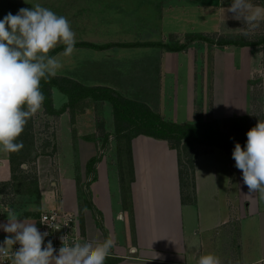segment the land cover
<instances>
[{
  "label": "crops",
  "instance_id": "crops-1",
  "mask_svg": "<svg viewBox=\"0 0 264 264\" xmlns=\"http://www.w3.org/2000/svg\"><path fill=\"white\" fill-rule=\"evenodd\" d=\"M32 1L27 0L26 3L23 0L25 6ZM7 2L11 0H0V3ZM79 2H82L83 9L86 8L85 11L89 14L103 12V19H107V24H103V27L112 33H119L120 41H108L103 44L158 42L170 36L184 38L187 35L216 34L230 26L233 27L237 22L232 18V13L226 12L228 0H79ZM1 7L3 5L0 4V9ZM124 17L134 20L138 27L137 24H122L120 20L125 19ZM154 35L157 37L149 38ZM149 48L151 47H113L103 51L108 53V56L103 58V64L106 65L107 61L120 62L127 53L145 51L147 54L152 53L153 60L156 59L154 63L164 68L163 74L177 79V83L180 84L178 70L185 62L187 75L182 84L188 95L185 99L186 119L183 123L208 122L248 115L252 107L250 82L245 85L241 104H233L232 101V113H228L224 109L225 94H221L220 98V94L217 93L219 86L213 87L214 98L212 92L210 95L205 93V87L200 84L202 81L199 82L197 75H194L198 66L197 60L190 62L188 58L185 61L180 58L171 59L172 54L169 51H165L166 54L160 50L150 52ZM110 76L115 78L114 74L110 73ZM261 80L264 94V75ZM103 86L114 89L127 99L145 103L152 111L156 109L164 119L178 123L172 110L170 115H165L164 110L167 109L165 102V106L155 108L151 101L153 97L149 98L148 95L145 97L146 94L140 96L127 94L120 83L111 79L104 80ZM167 98L173 96L167 95ZM229 98L231 99V95L228 94L227 99ZM169 106L173 108V105ZM176 106L175 109L178 107ZM77 111L75 107L71 111L72 114L69 113L70 116ZM82 125L92 127L88 121ZM113 129L106 131L112 133ZM89 131L87 130L86 134L83 132L79 134L82 138L79 139L80 147L94 146L97 148L96 156H100V147L104 141L92 137ZM105 145L111 146L109 143ZM57 146H60L59 142ZM216 150L217 148L199 147L194 157L193 201L183 204L176 150L170 148L164 140L144 135L137 136L131 141L134 181L128 184L127 195L122 194L117 157L113 160L102 152L101 159L90 166V170L89 163L92 159L84 161L86 175L79 186L87 199V204L81 209L76 196L78 183L74 177L63 178V173L59 171V149L57 154L54 153L51 162H47L44 156L36 159L37 169H43V164L47 166L40 172L42 183L37 189L38 192L34 193L37 197L36 202L31 206L19 201L16 203L8 201L0 205V224L8 222L7 215L10 210L18 219L34 223L38 230V217L41 212L59 209L76 214L81 241L84 238L102 241L105 237L111 236L113 247L104 264H197L198 257L208 252L217 255L221 264H264V199L259 192H249L243 183L241 170L235 167L232 154L226 153L222 160L221 156L216 154ZM108 159L110 161L108 166L117 177L118 188L116 186L110 188L108 170L106 171ZM114 162L116 167L112 165ZM89 174H93V177ZM6 182L14 184L9 153L0 152V184ZM66 185L71 187L68 193L65 192ZM20 190L16 188V193H20ZM6 191L0 193V198L9 195ZM7 235L10 234L0 230V239L4 240Z\"/></svg>",
  "mask_w": 264,
  "mask_h": 264
},
{
  "label": "rangeland",
  "instance_id": "rangeland-1",
  "mask_svg": "<svg viewBox=\"0 0 264 264\" xmlns=\"http://www.w3.org/2000/svg\"><path fill=\"white\" fill-rule=\"evenodd\" d=\"M72 1L74 0H33L29 5L25 6L23 0H11V2L0 3L5 7L4 9L1 7L0 9V18L8 12L15 14L21 7L31 8L32 4L40 3L42 6L49 8L53 12L63 15L68 19L75 34L74 38L76 42H91L103 45V43L108 41H120L118 38L119 33H112L103 27V24H107V19H103V12L97 11L90 12L89 14L85 11L86 8L83 9L82 2H79V0H75V2ZM252 2L254 6L264 8V0H252ZM120 21L124 25L137 24L134 20L128 18ZM145 21L141 20V22ZM121 29L122 27H120V30ZM203 35L214 40L233 39L239 42L260 41L264 39V18L258 21V26L254 29H249L247 26H244L241 20H237L236 25L228 27L227 30H223L216 34ZM187 36L184 38L170 36L168 39L163 40L167 42L161 40L158 42L168 44H177V42L185 43L189 38ZM133 37L140 39L138 36ZM156 37L157 36L154 35L149 38L152 39ZM60 45L62 44H57V46ZM149 50H151L150 52H158L157 50H160L165 54L168 52L167 50L155 47H151ZM183 53L185 55H183ZM183 53L177 54V52H170V54H172L170 55V58H180L183 59V61L188 58L187 60L190 62L197 60L198 66L195 68L196 73H194V75H197L199 82L202 81L200 84L205 87V93L207 92V94L210 95L212 92L214 98L215 93L213 87H216V85L219 86L217 93L220 94V98L221 94H225L226 107L224 109L225 111H228V113H232V101L233 104H241V97L245 85L247 82L251 83L252 107L248 115L253 117L254 121L249 126H255L259 114L264 113V94L263 88H261V78L264 75V45L253 47H218L196 40L190 42ZM106 55L108 56V53H103V51L74 48L72 54L69 56H63L62 54L58 55L57 58L61 61V67L57 70L56 75L75 79L86 86H103L104 80L111 79L116 83H120V86L127 94H134L135 96L146 94L145 97L147 95L149 98L153 97L154 99L151 101L155 105V108H160L161 105H167V109L164 110L165 115H170V111L172 110L178 123H183L184 119H186V114L184 113H186L185 101L187 100L185 99L188 95L182 84L187 75V65L185 62H183V66L179 67L178 70V76L181 80L180 84H178L177 79H172L173 77H170V75L163 74L164 68L162 66L159 67L154 63L156 59L153 60L154 57L152 53L147 54L145 51H137L136 54L127 53L120 62L107 61L106 65H104L103 58ZM110 73L114 74L115 78H112ZM116 73L117 75H115ZM129 80L135 81L131 82ZM194 90L195 89H193V92ZM228 94L231 95V99H227ZM167 95H172L173 98H167ZM163 96H166V98H163ZM234 96L236 98L233 99ZM63 101L64 97L59 92L55 91L54 105L60 107ZM197 102L198 100H196V103ZM177 103L178 107L176 106ZM169 105H173V108ZM175 106L177 107L176 109ZM75 107H77L78 111L71 116L70 114H72L71 111L73 109L67 110L62 116L55 117L45 114L43 107L31 116L32 124L34 125L32 133L34 137L33 145L36 147L32 156L34 160L24 167L25 175H28V177L26 179H21L19 177L18 181L12 185L13 187L7 189L6 192L9 195L0 198V205H4L8 201L11 203L19 201L31 206L36 202L37 197L34 194L36 193V190L34 191V189L39 188L40 183H42L40 172L45 170L44 167H47L46 164H43V169H37V164L35 163L36 159L39 156H44L46 157L45 160H47V162H51V159L53 161L54 153L56 152L57 154L59 149V171L63 173V178L65 179L74 177L79 186L84 175H86L84 161L86 159H93L97 155V148L94 146H91V148L88 146L83 148L80 147L81 141L79 139L82 138L79 134L82 132L83 134H86L85 132L90 130L89 132L92 133V137L104 141L105 144H111V146H108L103 143L102 147H100V155L103 152V155L106 154V156L108 155L110 158H113V160L117 157V154L120 153V149L118 150V144L115 145L116 139L113 135L114 129L112 133L106 131L114 128L112 105L106 101L97 102L91 99H86L79 102ZM156 111V109L153 110L154 113H157ZM220 120L221 119L218 121ZM86 121L91 123V128L84 125L81 126V124ZM108 141L112 142L110 143ZM57 142L60 143L59 147L57 146ZM216 154H219L222 160L226 156V153L218 148ZM109 162L108 159L106 171L108 170L107 174L110 188L113 189L115 186L118 188L117 177L113 174V169L108 166ZM112 165L113 167H116L115 162ZM100 173L102 175L103 169L100 170ZM89 175L93 177V174ZM17 183L18 187H16ZM47 185L49 186V183H47ZM30 187L31 189L28 190ZM16 188H20L21 192L16 193ZM70 190L71 187L66 185L65 192L68 193ZM28 193L30 194L28 195ZM71 193H73V191H71ZM76 196L78 206L82 209L84 205L87 204V199L83 195L80 186L77 190ZM93 217L95 218V216Z\"/></svg>",
  "mask_w": 264,
  "mask_h": 264
},
{
  "label": "clouds",
  "instance_id": "clouds-1",
  "mask_svg": "<svg viewBox=\"0 0 264 264\" xmlns=\"http://www.w3.org/2000/svg\"><path fill=\"white\" fill-rule=\"evenodd\" d=\"M226 12L249 29L264 18V8L254 6L252 0H229ZM74 37L68 19L40 3L0 18V152H17L23 147L18 138L45 99L40 82L56 75L61 67L58 55L72 54ZM57 44L64 46L63 52L49 55ZM246 137L243 146L234 144L232 158L249 192H259L264 199V120L259 119ZM7 217L8 222L0 224V230L10 234L0 241V264L5 260L8 264H104L113 247L110 235L102 241L61 235V246L54 249L51 240L45 242L48 233L40 232L34 223L18 219L11 210ZM13 245L19 246L13 249ZM197 264L221 262L208 252L198 257Z\"/></svg>",
  "mask_w": 264,
  "mask_h": 264
},
{
  "label": "trees",
  "instance_id": "trees-1",
  "mask_svg": "<svg viewBox=\"0 0 264 264\" xmlns=\"http://www.w3.org/2000/svg\"><path fill=\"white\" fill-rule=\"evenodd\" d=\"M187 37H189L187 42H177V44L137 42L98 45L91 42H76L74 48L106 51L113 47H155L169 52H183L187 49L190 42L196 40L218 47H253L264 45V39L256 42H239L233 39L214 40L203 34L188 35ZM63 47V45L55 47L50 50L49 55L59 54L63 51ZM40 87L45 97L42 107L45 114L49 116L59 117L67 110L74 109L79 102L86 99L97 102L106 101L112 105L114 118L113 135L118 144V150L120 149V153L117 154V162L123 196H126L128 193V184L134 181L131 152V141L133 138L144 135L164 140L170 148L176 150L181 184V201L185 204L193 201L194 157L197 155L199 147L218 148L225 153L232 154L234 144L239 142L243 146L247 139L246 132L253 127V125L249 126L254 121V118L250 115L225 117L220 121L211 120L208 122L178 124L164 119L158 113H154L147 104L127 99L112 88L86 86L66 76L54 75L47 79H42ZM55 91L64 97V101L60 107L54 105ZM257 118V121L259 119L264 120V113L259 114ZM33 129L34 125L30 117L18 138L22 141L23 147L17 152L9 153V164L14 183L18 181L19 177L21 179L28 177V175H25V169L20 167L21 164L28 165L34 160L32 156L36 147L33 145ZM100 159L101 155L94 157L89 163V170L90 166L97 163ZM18 183L16 187H18ZM10 187H13L11 182L0 184V193H4V190ZM30 189L31 187L28 190ZM37 189H34L36 193L38 192Z\"/></svg>",
  "mask_w": 264,
  "mask_h": 264
},
{
  "label": "built area",
  "instance_id": "built-area-1",
  "mask_svg": "<svg viewBox=\"0 0 264 264\" xmlns=\"http://www.w3.org/2000/svg\"><path fill=\"white\" fill-rule=\"evenodd\" d=\"M38 224L40 232L48 233L44 238L45 242L51 240L54 249H58L61 246V241L59 239L61 235H69L70 238L77 237L81 239L78 221L73 213L59 209L41 212L38 217ZM48 224L53 227L51 228ZM0 241L3 240L0 239ZM18 246L19 245H13V249ZM4 264H8L7 260H5Z\"/></svg>",
  "mask_w": 264,
  "mask_h": 264
}]
</instances>
